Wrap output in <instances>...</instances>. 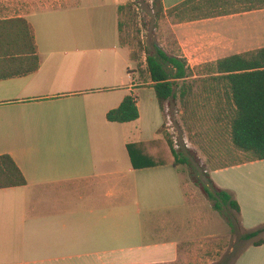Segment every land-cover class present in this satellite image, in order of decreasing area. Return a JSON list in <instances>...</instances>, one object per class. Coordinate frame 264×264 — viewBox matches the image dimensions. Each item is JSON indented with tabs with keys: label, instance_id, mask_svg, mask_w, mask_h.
<instances>
[{
	"label": "crops",
	"instance_id": "0c3cea01",
	"mask_svg": "<svg viewBox=\"0 0 264 264\" xmlns=\"http://www.w3.org/2000/svg\"><path fill=\"white\" fill-rule=\"evenodd\" d=\"M184 1L162 4L167 11ZM132 2L0 0V156H10L26 182L0 189V264H184L188 244L198 239L194 231L212 220L202 207L213 211L210 203L180 168L132 166L127 145L154 141L142 140L138 119L106 120L138 86L129 69V82L122 75L114 84L124 49L118 9ZM79 10L88 12L89 30L69 17ZM57 14L65 19L53 21ZM170 30L190 67L213 63L264 47V7ZM161 129L155 140L163 139ZM259 164L263 174L264 160L208 171L218 188L233 193L245 230L264 224L263 207L253 205L258 218L246 214L255 196L245 183L252 186ZM240 172H250L241 176L244 187L233 178ZM250 252L261 257L254 264H264V244L234 264Z\"/></svg>",
	"mask_w": 264,
	"mask_h": 264
},
{
	"label": "rangeland",
	"instance_id": "374dc122",
	"mask_svg": "<svg viewBox=\"0 0 264 264\" xmlns=\"http://www.w3.org/2000/svg\"><path fill=\"white\" fill-rule=\"evenodd\" d=\"M147 1L149 0H137L136 6L127 7L121 12L119 44L124 49L119 48V56L114 63V84L120 83L119 79L122 75L125 76V82H129V79H126L127 69L129 73L136 74L134 78L138 86L134 88L133 95L136 98L139 113L136 125L143 133L142 140L159 138L157 131L162 127V135L171 142L174 150L189 155L207 173L213 169L231 165L233 162L238 164L245 162L247 156L236 152L231 147L229 121L226 114L222 112L225 108L223 95L220 86L212 79L214 75L210 74L211 68L208 63L193 67L188 65L191 70L189 77L185 80L186 88H183L187 95L181 100L177 94L178 89H175L176 98L164 102L160 111L153 88L146 87L149 81L146 54L151 51L153 44L159 45L168 55L180 56V54L170 30V25L174 24L175 20L164 17L156 21L151 9V1ZM54 17L53 21L65 19L64 14H57ZM69 17L75 22L85 24V27L86 24L88 25V12L85 10L72 13ZM86 29L89 30V27ZM262 42L264 44V41ZM101 65L100 63L98 68L101 69ZM181 84L179 82V85ZM111 93L105 95L110 96ZM255 167L252 169V186L249 181L245 183L246 188L252 189L255 196L250 198L251 201L248 203L246 214L249 218L260 216L257 210L253 212V205L264 208V173L262 174L260 169L262 164ZM179 168L184 172V177L189 178L186 166L180 165ZM248 174L250 172L234 173L233 178H237L238 184L244 187L241 176H248ZM208 176L210 177L209 173ZM190 183H192L191 180ZM194 187L200 190L195 185ZM202 207L207 214L211 213L212 220L203 227L204 229L194 231V237L198 239L188 244L187 254L183 259L184 264H234V261L246 253L247 249L264 244L253 246L242 241L240 237L244 232L239 229L233 232L227 223L226 216L228 219L232 212L221 215L214 211L212 206L213 211L208 208L207 204ZM187 227H190L189 231L192 232L193 224L189 223ZM208 232L218 234V237L202 238ZM244 259L243 264L261 262V257H255L251 252Z\"/></svg>",
	"mask_w": 264,
	"mask_h": 264
},
{
	"label": "trees",
	"instance_id": "16d2710c",
	"mask_svg": "<svg viewBox=\"0 0 264 264\" xmlns=\"http://www.w3.org/2000/svg\"><path fill=\"white\" fill-rule=\"evenodd\" d=\"M151 9L156 21L164 17L175 20V23L189 22L206 18L227 16L264 7V0H186L165 11L162 0H150ZM137 0L119 7V18L127 7L136 6ZM121 26L118 23L120 40ZM31 54L35 53L31 46ZM36 59V58H35ZM210 66L212 79L220 86L223 95V114L229 121V141L231 147L245 156L244 164L264 160V47L242 54H233L213 63ZM146 67L152 83L154 94L161 110V105L176 95L183 100L187 95L185 80L189 77L190 67L181 56L168 55L153 44L151 51L146 54ZM36 65L26 73L36 70ZM179 82L182 84L179 85ZM178 93L176 94V90ZM139 118L136 98L127 95L121 104L106 114V120L111 123H129ZM147 148L157 153L151 158L145 152ZM128 155L134 168H147L171 163L175 168L186 166L192 183L200 189L210 202L214 211L223 215L232 212L226 220L230 229L243 231L240 237L249 245L259 246L264 243V224L245 230L241 225L240 208L233 193L218 188L205 169L181 151L174 150L170 141L154 140L145 145H127ZM194 160V162H193ZM232 163L229 166L239 165ZM225 168V167H223ZM221 169V168H217ZM214 170V169H213ZM25 179L8 155L0 156V189L24 186Z\"/></svg>",
	"mask_w": 264,
	"mask_h": 264
}]
</instances>
